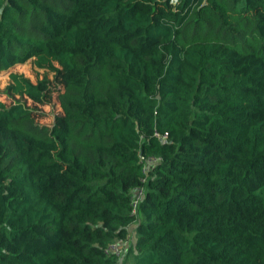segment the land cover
Instances as JSON below:
<instances>
[{
    "label": "trees",
    "instance_id": "obj_1",
    "mask_svg": "<svg viewBox=\"0 0 264 264\" xmlns=\"http://www.w3.org/2000/svg\"><path fill=\"white\" fill-rule=\"evenodd\" d=\"M29 61L1 91L0 264H264V0H0V72Z\"/></svg>",
    "mask_w": 264,
    "mask_h": 264
},
{
    "label": "rangeland",
    "instance_id": "obj_2",
    "mask_svg": "<svg viewBox=\"0 0 264 264\" xmlns=\"http://www.w3.org/2000/svg\"><path fill=\"white\" fill-rule=\"evenodd\" d=\"M37 68L33 65L32 61H29L26 64H16L13 66L10 70H4L0 72V101L5 102L6 104H10L12 102V99L8 97L6 94L2 93V89L7 85V83L10 80V72H19L23 73L26 76L30 77L33 81H36V73ZM39 74L42 76L43 72L40 71ZM53 72L50 73V76L53 77ZM53 89L50 93H48V96L46 98V101L44 104H41L37 109V112L42 116L39 121L42 123H48L53 124L54 122H61V117H63V110L60 107L58 94L61 90H63V85L60 81L53 84ZM17 98H20L23 102H25L27 105L31 106L32 108L35 107V104L26 97L18 96ZM61 118V119H60ZM132 256L128 257L129 263H132Z\"/></svg>",
    "mask_w": 264,
    "mask_h": 264
},
{
    "label": "built area",
    "instance_id": "obj_3",
    "mask_svg": "<svg viewBox=\"0 0 264 264\" xmlns=\"http://www.w3.org/2000/svg\"><path fill=\"white\" fill-rule=\"evenodd\" d=\"M155 137L159 138L160 140L162 141H166L167 138H168V133H161V132H158L156 131L155 132ZM142 160L145 161L146 163V166L144 167V172L147 174L148 172V165L151 166L152 163H156L160 160L159 157H145V156H142ZM147 180V176L143 178V182H146ZM144 194V185H140L138 186L137 188H135L134 190V197H133V211L135 212L136 211V208L140 202V199L142 198ZM126 248V242L125 241H118L116 243H113L108 249H107V252L108 253H116V254H120L123 252V250H125Z\"/></svg>",
    "mask_w": 264,
    "mask_h": 264
}]
</instances>
